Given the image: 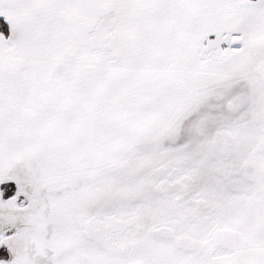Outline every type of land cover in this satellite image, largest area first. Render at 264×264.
<instances>
[{
    "label": "rangeland",
    "instance_id": "rangeland-1",
    "mask_svg": "<svg viewBox=\"0 0 264 264\" xmlns=\"http://www.w3.org/2000/svg\"><path fill=\"white\" fill-rule=\"evenodd\" d=\"M56 1L39 0V19L32 20L34 34L22 39L18 32L16 46L45 49L53 43L57 52L67 50L76 69L91 66L84 56L101 66L105 55L102 68H109V73L113 64L125 66L128 44L121 46L125 40L118 33L128 31L130 19L113 18L109 9L99 19H84L91 0ZM167 1L181 5L176 14L196 13L199 18L219 11L224 3ZM248 8L241 48L247 56L246 75L231 68L221 86L190 96V105L184 103L178 117L177 89L168 85L174 78L171 71L159 80L153 71L152 93L163 98L136 104L135 120L122 113L129 101L121 105L117 121L128 135L104 139L112 148L120 144L113 164L52 174L32 184L14 181L13 197L3 201L0 196V247H8L10 264H197L196 252L179 249L174 237L205 241L224 229L237 231L247 245L264 252V0L248 2ZM149 20L152 31L158 30V20ZM231 32L203 40L201 57L220 64L225 55H217L219 50L233 45ZM13 45L9 39L8 48ZM159 49L158 61L169 57ZM106 120L100 116V126ZM44 133L39 140L42 148L63 144L56 139L60 136Z\"/></svg>",
    "mask_w": 264,
    "mask_h": 264
},
{
    "label": "crops",
    "instance_id": "crops-1",
    "mask_svg": "<svg viewBox=\"0 0 264 264\" xmlns=\"http://www.w3.org/2000/svg\"><path fill=\"white\" fill-rule=\"evenodd\" d=\"M27 1L0 0V17L9 24V39L14 41V45L17 43L18 32L22 39H30V35L34 34L32 20L39 19V0ZM121 2L123 5L120 6ZM248 2L251 1L224 0L219 11L210 13L206 18H199L196 13L186 17L181 16L182 13L176 14L181 5L174 2L169 4L167 0L88 1L87 16L84 19H99L106 9H109L107 14H112L113 18L130 19L127 22L128 31L118 33L120 39L125 40V43L119 42L121 46L128 44L125 50L126 64L124 67L111 65L112 77H109V68H102L105 55L101 66L84 56L87 60L85 62L91 66L82 65L76 69V64H71V57L67 56L64 48L57 52L53 49V43L51 46L47 44L45 49H27L18 45L8 48V39L0 34L5 40L0 37V180L32 184L52 174L69 175L73 169L94 164H113L116 157L114 153L120 144L114 149L105 140L110 136L128 135L117 121L121 105L129 101L128 110L122 113L135 120L136 104L148 105L152 97L158 98L157 102L163 98L162 94L152 93L153 71L160 75L157 80L165 78L166 72L171 71L174 78L168 85L177 89L175 104L179 109L178 117L184 109V103L190 105V96L203 89L221 86L224 74L231 68L245 74L247 56L241 48L249 25ZM30 7L32 9L28 11ZM13 16L15 20H11ZM149 19L158 20V30L152 31ZM177 19L189 20L178 22ZM24 21L26 23L20 29ZM227 31H233L231 37L233 40L239 39L240 44L219 50L217 55H225L220 64L201 57L203 40ZM96 49L98 54L99 44ZM158 49L159 53L169 57L158 61ZM214 51L209 53L214 54ZM45 54L48 57L42 60L40 57ZM237 63L239 66L235 67ZM86 71L95 76L84 74ZM244 74L235 79L243 78ZM85 75L89 78H83ZM55 76L62 78L54 79ZM120 76L125 79L119 80ZM119 81H127V85H121ZM100 116L103 119L107 117L101 126ZM141 118L145 121L146 114ZM43 132L47 136H60L56 139L59 142L61 139L63 144L42 148L39 140ZM132 140V144L135 143L136 139ZM11 151L15 154H11Z\"/></svg>",
    "mask_w": 264,
    "mask_h": 264
},
{
    "label": "flooded vegetation",
    "instance_id": "flooded-vegetation-1",
    "mask_svg": "<svg viewBox=\"0 0 264 264\" xmlns=\"http://www.w3.org/2000/svg\"><path fill=\"white\" fill-rule=\"evenodd\" d=\"M222 232L215 230L205 241L180 235L174 237L173 243L182 251L196 252L197 264H219L221 260L227 258L231 260L229 264H262V257L259 254L262 250L247 245L235 230H229L227 231L229 233L225 234H221Z\"/></svg>",
    "mask_w": 264,
    "mask_h": 264
},
{
    "label": "trees",
    "instance_id": "trees-1",
    "mask_svg": "<svg viewBox=\"0 0 264 264\" xmlns=\"http://www.w3.org/2000/svg\"><path fill=\"white\" fill-rule=\"evenodd\" d=\"M251 2H258L261 0H249ZM0 34L9 40L10 27L6 20L0 17ZM14 188V181L9 179L0 180V196L3 201L10 200L13 197L12 189ZM10 253L7 246L0 247V264H10Z\"/></svg>",
    "mask_w": 264,
    "mask_h": 264
},
{
    "label": "water",
    "instance_id": "water-1",
    "mask_svg": "<svg viewBox=\"0 0 264 264\" xmlns=\"http://www.w3.org/2000/svg\"><path fill=\"white\" fill-rule=\"evenodd\" d=\"M240 44V40L239 39H234L233 40V45H239ZM227 231H229V230H224L221 234H225V233H229V232H227ZM198 244H201L200 242H198ZM259 254L261 255V257H262V264H264V252H262V251H260L259 252ZM229 259L227 258V259H225V260H221V262L219 263V264H229V262L231 261V260H229ZM244 262V261H243Z\"/></svg>",
    "mask_w": 264,
    "mask_h": 264
}]
</instances>
